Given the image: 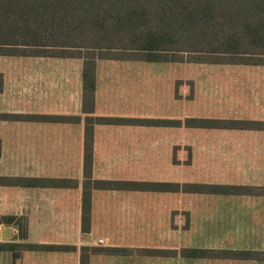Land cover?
I'll return each instance as SVG.
<instances>
[{
  "label": "crops",
  "instance_id": "crops-1",
  "mask_svg": "<svg viewBox=\"0 0 264 264\" xmlns=\"http://www.w3.org/2000/svg\"><path fill=\"white\" fill-rule=\"evenodd\" d=\"M194 64L206 72L177 76L176 61L142 56L96 58L85 98L84 58L0 55V264H264L214 255L264 254V128L192 123L264 122V64ZM88 180L140 187L89 188Z\"/></svg>",
  "mask_w": 264,
  "mask_h": 264
},
{
  "label": "trees",
  "instance_id": "trees-1",
  "mask_svg": "<svg viewBox=\"0 0 264 264\" xmlns=\"http://www.w3.org/2000/svg\"><path fill=\"white\" fill-rule=\"evenodd\" d=\"M82 50L101 55L85 56L80 53ZM124 52L142 53L147 60L264 64V0H0V55L54 54L84 58L85 98L93 96L94 60L132 57L125 56ZM184 53L193 58L185 60ZM205 56L217 59L207 60ZM109 121L113 119L86 118L87 123ZM192 123L209 127L233 123L252 129L264 128L261 121L198 119ZM90 131L91 127L87 126V134ZM90 143L87 137L85 174L90 170ZM87 185L109 189L140 187L128 181L88 180ZM256 190L259 189H248L249 192ZM259 191L264 192V188ZM89 213V191H85L82 216L85 232L89 230ZM19 228L23 235L24 225L21 223ZM82 250L102 249L83 247ZM183 254L210 256L205 249H188ZM214 255L264 260V254L261 257L250 251H219Z\"/></svg>",
  "mask_w": 264,
  "mask_h": 264
},
{
  "label": "rangeland",
  "instance_id": "rangeland-1",
  "mask_svg": "<svg viewBox=\"0 0 264 264\" xmlns=\"http://www.w3.org/2000/svg\"><path fill=\"white\" fill-rule=\"evenodd\" d=\"M55 51L60 52L59 50H55ZM80 53H82L85 56L91 55V53H94L95 56H97L99 54L101 55V53H96V52H91V51H86V50H82V51H80ZM123 54L125 56H138V57L143 56L142 53H138V52H124ZM115 55H117V53H115ZM168 55H171V54H168ZM183 58H185V60H188V59L193 58V56L190 54L184 53ZM205 59H207V60L215 59L216 60L217 58H215L214 56H205ZM179 63H181V64H179ZM204 71L206 72L204 67L200 68V67L196 66V64H194V63L193 64H189V62L186 63V61L177 62V65H176V75L177 76H191V77L198 76L199 77L201 74L205 73ZM20 232H22V231H20Z\"/></svg>",
  "mask_w": 264,
  "mask_h": 264
},
{
  "label": "water",
  "instance_id": "water-1",
  "mask_svg": "<svg viewBox=\"0 0 264 264\" xmlns=\"http://www.w3.org/2000/svg\"><path fill=\"white\" fill-rule=\"evenodd\" d=\"M4 235H5L6 237L9 236V230H8V229H6V230L4 231ZM0 236H1V233H0Z\"/></svg>",
  "mask_w": 264,
  "mask_h": 264
}]
</instances>
